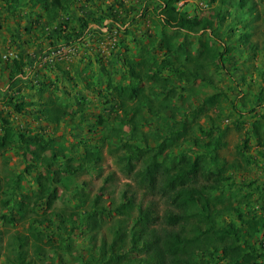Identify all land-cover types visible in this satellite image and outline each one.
I'll use <instances>...</instances> for the list:
<instances>
[{"label":"trees","instance_id":"1","mask_svg":"<svg viewBox=\"0 0 264 264\" xmlns=\"http://www.w3.org/2000/svg\"><path fill=\"white\" fill-rule=\"evenodd\" d=\"M12 1L29 6L30 14L41 9L37 14L44 19V27H53L51 32L66 31L67 40L76 32L69 22L73 19L71 11L81 0H7L4 9L16 12L17 4ZM180 1L160 0L158 17L154 20L155 33L140 41L136 49L121 42L124 69L117 80L108 75L104 91L105 97L110 99L107 100L117 105L114 120L109 122L99 114L90 129L95 133L101 127L108 129L103 142L116 143L125 149L121 158L126 161L125 170L132 174L137 187L164 200L163 212L154 206L137 204L134 196L127 192L122 194L123 202L112 207L95 198L89 208L88 194L81 189L84 192L79 206L83 212L66 214L54 211L59 229L55 233L59 240L55 243L51 236L48 238L52 250L48 255L42 248L45 234L39 225L46 221L55 222L48 217V211L69 190L70 184L67 183L71 177L99 165L104 158V144L81 138L67 145L50 135L24 132L9 118L1 117L0 150L5 154L13 148L25 163L24 172L36 171L38 180L34 202H30L29 195H20L17 187H13L9 197L0 201L1 220L13 225L19 214L27 224L26 232L15 231L12 235L9 246L14 254L12 258L8 257V264H34L26 252L31 244L37 258L48 256L52 259L51 264H70L72 260H80L79 264H264V199L258 197L256 201L260 203L261 212L251 210L253 199L248 193H240V197L237 193L232 195L231 188L236 182L229 170L236 164L219 154V149L227 143L222 140L224 130L218 124H212L206 130L209 140L202 138L200 142L198 138L199 151L193 156L184 151L164 154L167 144L172 141L170 139L183 138L189 125L188 117L177 119L175 116L179 108L174 99L181 96L180 89L196 84L211 89L212 92L201 99L192 114L197 116L216 108L217 119L223 116L222 104L230 97L219 82L221 75L228 71L225 56L236 48L228 43L216 24L226 21L230 15V10L225 12L222 7L242 12L249 0H219L217 6L196 15L182 12L178 8ZM252 9L249 7L248 13L253 12ZM65 14L67 16L63 18ZM79 19L82 20L81 31L77 30L74 35L85 33L89 23H95L99 18L94 21ZM236 24L243 25L237 30L241 42L254 50L257 46L252 41L254 26L244 18ZM114 27L120 28V24H114ZM194 37L197 46L190 41ZM233 37L231 32L229 39ZM158 43L163 50L161 56L155 54L154 47ZM25 64L24 55L20 53L15 59L17 75L23 76ZM39 91L44 93V89ZM232 103L236 107L235 101ZM8 105L20 113L29 106H38L37 113L45 122L55 126L79 113L78 108L63 103L54 92L47 96L42 94L40 100L16 102L10 99ZM162 111L172 112L177 128L170 130L171 138L164 137L162 142L152 146L147 143L148 135L143 136L142 129ZM260 118L264 119V116L260 115ZM254 125V136L264 146V136L260 133L264 124L256 122ZM249 148V137H245L238 146V153L246 156ZM62 160L65 168L58 166ZM5 180L0 187L6 193L10 191V179ZM253 184L250 180L243 188ZM73 188L79 191L78 184L70 189ZM229 191L232 194L228 195ZM132 208H136L137 214L130 226L119 224L110 239L103 236L96 241L97 236L92 231L98 228L99 218L114 213L130 214ZM27 212L34 216L27 219ZM230 214H235V218L227 220ZM82 225H85L84 233L92 239V246L85 253L77 249L73 241L74 232Z\"/></svg>","mask_w":264,"mask_h":264},{"label":"rangeland","instance_id":"2","mask_svg":"<svg viewBox=\"0 0 264 264\" xmlns=\"http://www.w3.org/2000/svg\"><path fill=\"white\" fill-rule=\"evenodd\" d=\"M6 3L7 0H0V132L1 117H6L24 132L34 131L46 136L50 135L67 145L81 138L94 139L95 142L104 144L102 145L104 158L99 165L93 170L77 173L74 178L71 177L67 183L70 184L69 190L65 191L56 201L54 208L48 211V217H52L55 222L46 221L39 225L45 234L43 250L48 255L52 253L48 245L50 236L55 243L59 240V236L55 233L59 229L54 211H63L66 214L73 211L83 212L79 206V199L84 191L88 194L89 208L95 198H100L102 204L112 207L115 203L123 202L122 194L127 192L128 195L134 196L137 204L154 206L160 213L163 212L164 200L137 187L132 174L125 170L126 161L121 159L126 152L125 149L116 143L103 142L108 129L101 127L97 133L90 131L99 114H103L109 122H113L117 105L113 101H108L110 99L107 96L105 97V81L108 75H112L116 80L119 79L124 69L123 52L120 48L122 41L136 49L140 41H145L154 35V20L158 17L160 0H81L74 7L75 13L72 15V21L69 22V25L76 29L74 34L78 33L77 30L81 31L82 20L79 17L93 21L99 19L95 20V23H89L85 33L73 34L69 40L65 37L66 31L51 32L53 27L47 29L46 26L44 27V19L37 14L41 9L30 14L29 6H23L18 2L15 3L17 11L12 12L4 9ZM218 3L219 0H181L178 2V8L182 12L196 15L210 10ZM249 7H253V12L249 11L250 14L247 11ZM222 10L225 12L230 10V15L226 17V21L216 25L228 43L236 48L225 56L228 71L221 75L219 82V86L229 95L230 100L223 102V116L220 119H217L216 108L208 109L196 116L192 114L193 111L199 106L201 99L212 90L199 84L180 89L181 96L174 99L179 108L175 116L177 119L188 117L189 125L183 138L170 139L172 141L167 144L164 154L184 151L191 156L195 155L199 151L196 145L198 138L200 142L202 138L208 141L206 130L212 124H218L224 130L222 140L227 142L226 146L219 149V154L236 164L235 168L229 170L236 185L231 188L233 194L229 191L228 195L234 196L237 193L240 197V193H248L253 199L251 210L263 212L260 203L256 201L258 197L264 199V146L260 145L254 136L256 128L254 124L256 122L264 124V119H259L260 115L264 116V0H249L242 12L235 8L230 9L228 6L222 7ZM66 16L65 14L63 18ZM240 18H244L245 22L254 26L252 41L257 45L254 50H250L239 38L240 34L237 30L243 25L236 22ZM114 24H120V28L114 27ZM231 32L234 34L232 40L229 39ZM190 41L197 46V38H190ZM59 45L66 47L67 51L60 59L48 61L47 52ZM154 49L157 56L162 55L163 50L159 43ZM20 53L24 55L26 61L24 73H21L23 76L17 75L14 71L15 59ZM12 85L14 89L10 91L8 87ZM40 88L44 89V93L39 91ZM50 92L56 93L63 103L78 108L79 113L74 118H67L55 126L45 122L37 113L38 106H29L20 113L8 105L10 99L16 102L40 100L42 94L47 96ZM233 101L236 107H233ZM174 120L171 111H162L160 116L153 118L151 124L143 126L142 130L145 132L143 136L148 135L147 143L155 146L162 142L164 137L171 138L170 130L177 128ZM260 133L264 136V126ZM245 137H249L250 148L248 151L246 149V156H242L238 153V146L242 145ZM249 160H252V163ZM63 162L62 160L58 163V166L65 168L66 164ZM24 168L22 157L16 155L13 148L8 149L5 154L0 150V177H2L0 185L6 181L5 178L10 179V191L2 192L3 187H0V201L9 197L10 192L14 190L13 187H17L20 195L23 193L29 195L30 202H34V191L38 190L37 173L24 172ZM17 174L20 176L18 177ZM66 179L65 177L64 180ZM250 180L254 184L249 188H243ZM75 184L79 185V191L70 189ZM243 207L246 209L245 204ZM1 212L0 205V214ZM136 214V208H132L130 214L114 213L110 217L99 218L98 228L92 231L97 236L96 241H100L103 236L110 239L113 230L119 224L130 226ZM26 215L27 219L29 216H34L31 212H27ZM232 217L235 218V214H230L226 219L230 220ZM26 227V219L19 214L13 225L0 219V264H8V257H13L14 253L9 246L13 233L26 232ZM84 227L85 225H82L74 232L73 239L74 246L83 253L92 246V239L89 234L84 233ZM64 234L67 235V232ZM26 252L34 264L52 263V259L48 256L38 259L33 253L32 244ZM79 263L80 260L70 261V264Z\"/></svg>","mask_w":264,"mask_h":264},{"label":"built area","instance_id":"3","mask_svg":"<svg viewBox=\"0 0 264 264\" xmlns=\"http://www.w3.org/2000/svg\"><path fill=\"white\" fill-rule=\"evenodd\" d=\"M103 29V27H102ZM70 49V47L68 48ZM67 51L66 47H61L60 45L54 48H51L48 52H47V57L46 59L48 61H53V59H60L62 57V55Z\"/></svg>","mask_w":264,"mask_h":264},{"label":"crops","instance_id":"4","mask_svg":"<svg viewBox=\"0 0 264 264\" xmlns=\"http://www.w3.org/2000/svg\"><path fill=\"white\" fill-rule=\"evenodd\" d=\"M74 13H75V9L71 11V14H72V15H74ZM61 19H62V18H61ZM137 46H138V45H137ZM106 81H107V80H106ZM106 81H105V86H106ZM8 89H9L10 91H12V89H14V86L12 85L11 87H8Z\"/></svg>","mask_w":264,"mask_h":264},{"label":"bare ground","instance_id":"5","mask_svg":"<svg viewBox=\"0 0 264 264\" xmlns=\"http://www.w3.org/2000/svg\"><path fill=\"white\" fill-rule=\"evenodd\" d=\"M63 46V45H62ZM8 55V54H7ZM9 57V56H8ZM15 57V56H14Z\"/></svg>","mask_w":264,"mask_h":264}]
</instances>
